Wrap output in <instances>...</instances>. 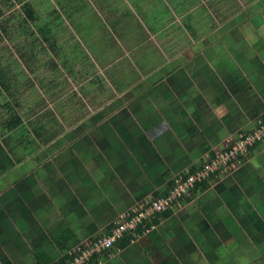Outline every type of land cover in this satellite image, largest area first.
Wrapping results in <instances>:
<instances>
[{
  "label": "crops",
  "instance_id": "0c3cea01",
  "mask_svg": "<svg viewBox=\"0 0 264 264\" xmlns=\"http://www.w3.org/2000/svg\"><path fill=\"white\" fill-rule=\"evenodd\" d=\"M19 1L0 0V264H67L264 116V0ZM259 147L93 264H251L225 244L264 212Z\"/></svg>",
  "mask_w": 264,
  "mask_h": 264
},
{
  "label": "built area",
  "instance_id": "2783aa9c",
  "mask_svg": "<svg viewBox=\"0 0 264 264\" xmlns=\"http://www.w3.org/2000/svg\"><path fill=\"white\" fill-rule=\"evenodd\" d=\"M262 140L264 116L251 131L228 141L223 148L207 153L197 165L176 176L164 193L152 194L121 214L112 222L107 235L88 240L69 250L67 264H93L117 249L119 241L128 239L133 242L148 234L154 230L153 223L159 215L181 207L187 198L207 184L230 176Z\"/></svg>",
  "mask_w": 264,
  "mask_h": 264
},
{
  "label": "rangeland",
  "instance_id": "374dc122",
  "mask_svg": "<svg viewBox=\"0 0 264 264\" xmlns=\"http://www.w3.org/2000/svg\"><path fill=\"white\" fill-rule=\"evenodd\" d=\"M15 2H14V5L12 6V7H14L16 10H17V12L18 13H20V14H22V12H23V8H24V6H22V4H21V2L19 1V0H14ZM38 1H40V0H38ZM37 0H35V3H34V5L36 6V7H39V8H41V4L38 2ZM39 8H37V10L39 9ZM39 11V10H38ZM40 12V11H39ZM40 15H39V17H38V20H40L39 18H40V16H41V19H42V21L43 20H46V17H47V14H45V13H43V11H41L40 13H39ZM251 131V130H250ZM264 140H262V142L261 143H259V149L261 148H264ZM262 145V146H261ZM240 166V165H239ZM182 174V173H181ZM232 174V173H231ZM231 174H229V175H231ZM180 175V174H179ZM177 176V175H176ZM175 176V177H176ZM212 183H214V182H212ZM212 183H210V184H207V186L206 187H202V189H199V190H197L195 193H193L191 196H194V195H196V193L197 192H200L201 190H203V189H205V188H207V187H211V185H212ZM158 186V185H157ZM190 196V197H191ZM191 198H193V197H191ZM245 209V208H244ZM256 211H258V210H256ZM245 212H246V210H245ZM258 213V212H257ZM259 216V218L257 219V217ZM257 217L255 218V220L257 219V222H255V223H253V222H251V223H249L248 224V226H247V228L246 229H250V233H248V230H247V233L244 231V232H241L240 234H239V236H240V238H237V235H238V233L237 234H235L236 235V237H235V239H233V238H231V241H229V243H227V244H225V245H227V247H226V251H228V252H226V253H230V254H232V251L233 250H235V251H238L239 252V254H238V256H237V259H240L239 261H241L242 259H245L248 263H251V264H264V212H260L259 214H257ZM238 222V221H237ZM239 223V222H238ZM253 223V224H252ZM257 223V225H255V226H253L254 224H256ZM230 224H231V221H229L228 220V222H227V225L230 227ZM245 230V229H244ZM244 236H249V238H253V240H254V243H256V244H258V246H257V248H254L253 250H252V252L253 251H255V252H253V254H250V252L249 251H246V248L249 246L248 245V243H247V240L244 238ZM253 236V237H252ZM262 238V239H261ZM233 239V240H232ZM245 243H246V245H245ZM261 243V244H260ZM233 245V246H232ZM238 246V247H237ZM236 248H238V249H236ZM261 248V249H260ZM225 251V250H224ZM261 251H263V252H261ZM244 252H249V253H247V254H244ZM259 253V255H257ZM222 261H225L223 264H230V263H232V257H224L223 258V260Z\"/></svg>",
  "mask_w": 264,
  "mask_h": 264
},
{
  "label": "trees",
  "instance_id": "16d2710c",
  "mask_svg": "<svg viewBox=\"0 0 264 264\" xmlns=\"http://www.w3.org/2000/svg\"><path fill=\"white\" fill-rule=\"evenodd\" d=\"M168 214H169V212H168V211H165L163 214L159 215V216L154 220V222H157L158 219H159L160 217H162V216H166V215H168ZM128 242H129L128 239H124V240H122V241H119L118 246H125Z\"/></svg>",
  "mask_w": 264,
  "mask_h": 264
}]
</instances>
